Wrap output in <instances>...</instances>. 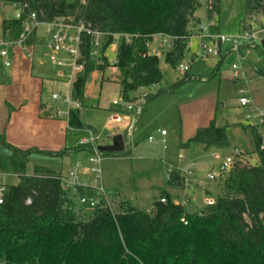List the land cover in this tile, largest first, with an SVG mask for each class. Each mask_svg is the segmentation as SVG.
<instances>
[{
    "label": "trees",
    "instance_id": "trees-1",
    "mask_svg": "<svg viewBox=\"0 0 264 264\" xmlns=\"http://www.w3.org/2000/svg\"><path fill=\"white\" fill-rule=\"evenodd\" d=\"M1 3L27 4L26 13L35 12L42 22L71 18L92 31L110 34L99 58L89 57L93 39L88 33L82 35L85 69L73 85V94L82 107L71 110L66 120L70 129L92 130L95 134L80 117L82 108L93 106L87 105L86 97L92 73L104 74L109 67L116 68L121 94L132 102L130 92L155 87L164 79L159 57L150 54L147 47L153 35L175 38L171 49L159 47L165 63L175 70L185 59L189 23L200 21L195 14L202 7L200 0H0ZM205 5L207 18L216 20L214 30L219 32L221 0H205ZM262 28L264 0H246L240 32ZM0 30L1 38L17 40L23 24L14 17L3 19ZM120 33L138 37L119 46L112 65L105 51L114 35ZM35 35L34 32L28 38L26 46L34 45ZM225 57L222 52L216 74ZM256 73L264 76V67H256ZM182 77L171 91L193 78L191 69ZM102 79L109 81L105 76ZM40 109L42 117L53 116L43 103ZM228 127L217 125L214 119L181 146L196 143L208 150L227 149L231 146ZM242 128L250 135L248 153L256 154L258 162L248 164L245 154L237 159L220 178L221 192L212 205L199 209L190 201L175 202L165 192L161 198L165 197L166 202L160 198L150 210L128 207L114 213L110 207L100 206L85 220H77L72 208L75 199L63 188L62 172L36 166L28 174L34 148H20L0 133V174L20 179L17 185H5L4 202L0 204V264H264V144L258 127ZM121 154L130 151L112 155ZM165 180L183 188L184 179L177 173Z\"/></svg>",
    "mask_w": 264,
    "mask_h": 264
},
{
    "label": "rangeland",
    "instance_id": "rangeland-1",
    "mask_svg": "<svg viewBox=\"0 0 264 264\" xmlns=\"http://www.w3.org/2000/svg\"><path fill=\"white\" fill-rule=\"evenodd\" d=\"M200 1L202 7L195 14L199 19L206 15L205 0ZM245 8L246 0H221V11L217 17L221 34L234 35L241 31L240 20L244 16ZM14 15L15 9L12 4H0V25L3 19L13 18ZM36 35L38 42L34 47L21 45L11 47L10 60L13 65L11 69L4 68V60L0 59V96L4 103L1 108L8 110L11 106L12 110L9 113L17 115L22 99L23 102H27L26 112L30 113L32 105L35 104L33 113L37 115L38 112L39 118L43 120V124L37 129H31L33 133L37 132V139L34 140L36 143L24 147L34 148L29 158L27 173L32 174L36 166H45L66 173L76 164L75 153L80 154L79 162L87 165L85 162L89 159V151L77 148L79 141L87 136V130L70 129L66 121L67 107L60 102H52L51 94L67 91L68 83L57 78L61 68L52 64L50 60L51 50L47 45L43 25L39 27ZM192 43L196 45L197 40H193ZM260 43L258 47H261ZM155 44L154 41L150 51ZM118 46L119 40L111 44L105 53L112 65L117 59ZM160 58V68L164 74L162 82L155 87L129 93L135 106L145 104L143 116L135 127L133 126L132 134L129 135L130 147L129 149L126 147L127 150H131L130 154L104 156L103 185L107 191L118 192L123 201L138 209L148 210L165 192L171 194L178 202L187 197L197 208L203 209L210 200L215 201L221 192L219 188L221 180L207 178L209 172L217 170L212 152L218 149L199 150L196 156L200 157L203 154L202 159L197 161L196 157L193 164L189 158L199 144L192 143L189 148H185L181 143H186L195 130L208 126L214 119L217 125L246 124L244 111L239 104L240 97H249L253 100L254 106L258 104L257 106L264 108V76L256 73V67H264V57L259 55L256 48L252 49L251 54L245 59L230 53L224 58L217 74L215 71L217 59L198 61L192 66V74L197 79L186 81L172 91L170 90L172 86L183 77L175 72L171 65L165 63L164 55L159 56ZM233 64L241 67V75L238 78L234 76ZM115 70L117 69L109 67L104 72L103 77L110 81L103 80L101 73L99 76L91 75L86 89L87 105L94 106L81 110V119L97 128L99 145L104 141L108 142L109 138L113 137L112 130L117 128L108 123L109 117L114 115L113 110L118 108L113 104V100L122 95L120 84L112 81L119 77L118 70ZM160 91L161 93L157 95ZM41 103H46L48 110H53V116L48 118L41 116L39 111ZM61 113L64 115H58ZM126 114L132 116L136 112H126L124 115ZM162 130L169 134L164 139L160 136ZM239 130L240 134L235 135L233 129H229L232 144L240 146L246 155V162L254 165L258 159L256 155L248 153L251 151L249 134L238 127L237 131ZM123 134L128 138L126 131H123ZM150 137L153 141H149ZM161 140L166 141V147ZM180 154L185 156L183 162H179ZM169 162L180 164L182 167H192L193 185L198 182L200 186L184 189L170 185L165 180L166 163ZM19 182V177L15 175L0 174L1 185H17ZM208 189L211 191L207 192ZM72 206L77 220L93 216L94 211L91 209H81L75 204ZM112 210L117 213L125 209L119 204H114Z\"/></svg>",
    "mask_w": 264,
    "mask_h": 264
},
{
    "label": "built area",
    "instance_id": "built-area-1",
    "mask_svg": "<svg viewBox=\"0 0 264 264\" xmlns=\"http://www.w3.org/2000/svg\"><path fill=\"white\" fill-rule=\"evenodd\" d=\"M15 9L14 18L19 20L23 24V31L17 40L1 39L0 40V59L4 60V66L6 68L11 67L12 62L10 60V49L15 45L26 46V41L35 32L37 34L40 26L45 28V35L47 37V45L51 50L50 60L52 64L60 67L61 69L57 73V78L61 81L68 83V90L65 92H54L51 94L52 102H60L63 106L67 107L66 114L67 119L70 116L71 110L80 109L82 103L76 99L73 94V85L80 73L85 69L84 55L82 53V35L88 33L92 36L93 45L89 52L90 58H99V53L103 43L109 33L92 31L84 24H75L71 18H60L51 22H42L38 20L37 14L33 11L28 13L27 4H12ZM216 26L215 19H208L207 15L201 18L199 22L191 21L189 23V34L186 37V55L189 58L181 61L175 68V72L183 76L190 71L192 65L196 61H208L211 59H219L222 52L230 50L234 52L238 57L245 59L251 50L258 48V42L264 34V28L253 29L248 31H242L234 35L221 34L216 32L214 27ZM114 41L112 44L119 40V46L124 42L130 44L133 38L138 35L132 34H116L114 35ZM153 41H150L147 45L150 54L157 57L163 55V51L159 48L171 49L174 42V37L164 34L153 35ZM193 40H197V44L194 45ZM156 42L152 51V43ZM118 46V47H119ZM102 51V50H101ZM118 51V50H117ZM106 53V51H105ZM63 68V69H62ZM234 70V76L236 78L241 75V67L237 64L232 66ZM66 69V70H64ZM113 104L118 106L121 111L140 113V106H135L132 102L127 101L123 95L118 96L113 100ZM239 104L244 111V119L246 124L252 127H258L264 144V108H259L253 105L251 98L243 96L239 99ZM58 115H64L63 113ZM124 121L123 114L114 112L108 119L109 125H114ZM132 130L130 126L129 131ZM162 136H166L165 130L161 131ZM153 141V138H149ZM165 147L166 141L163 140ZM78 146L85 148L89 151L88 165L83 167L81 162H76L74 168L70 169L66 173H62L60 180L62 181L64 190L70 195V197L77 200V202L84 209L95 210L100 206H107L111 208L108 200L107 191L103 185V170L102 162L104 159L103 152L99 150L98 137L92 130H87V136L82 138ZM244 151L240 147H233L228 152L221 150H215L212 152V158L217 165V170H212L207 174L209 180H217L223 178L233 167L235 161L241 158ZM179 162L185 160V156L180 154ZM173 173L179 174L183 177V188H194L192 178L194 172L192 167H182L176 163H166V179H169ZM7 190L5 185H0V204L4 202V194ZM161 202H166V198L160 199ZM189 199L184 198L181 204H187ZM213 200L208 202V205H212ZM112 209V208H111ZM149 210V209H148Z\"/></svg>",
    "mask_w": 264,
    "mask_h": 264
},
{
    "label": "crops",
    "instance_id": "crops-1",
    "mask_svg": "<svg viewBox=\"0 0 264 264\" xmlns=\"http://www.w3.org/2000/svg\"><path fill=\"white\" fill-rule=\"evenodd\" d=\"M219 32H220V28H219ZM38 33V32H37ZM36 37H35V43H34V45L35 44H37V42H38V38H37V35H35ZM264 40V35H262V37H261V39H260V41L259 42H261L260 43V45H261V47L260 48H262V41ZM258 42V43H259ZM34 45H32L31 47H34ZM259 49V48H258ZM259 51V50H258ZM225 53H226V56L228 55V54H230V53H234V52H232V51H230V50H226L225 51ZM259 55H261V56H263L264 57V54H262L260 51H259ZM185 57H186V59H188L189 58V56H188V54L187 55H185ZM160 60H161V58H160ZM218 60V59H217ZM196 62H198V61H196ZM196 62H194L193 63V65L196 63ZM217 62V61H216ZM217 64V63H216ZM192 65V66H193ZM13 67V65H11V67H9V68H6L5 66H4V68H6V69H11ZM110 68H114V67H110ZM215 68H216V66H215ZM114 69H116V68H114ZM115 71H117V70H115ZM192 71H193V69L191 68V75L193 76V78L192 79H197V78H195L194 77V74H192ZM93 74H96L97 76H99V72L98 71H95V72H93L92 73V75ZM117 74H118V76H119V72H117ZM12 76H14L13 74H11ZM102 76L104 75V74H101ZM191 79V80H192ZM110 81V80H109ZM112 81H114V82H116L117 83V81H118V78H116V79H114V80H112ZM188 81H190V80H188ZM93 84V83H92ZM1 88V87H0ZM120 91H121V89H120ZM86 97H88V95H87V90H86ZM1 99H2V96H0V133H5V135H6V137H7V139L11 142V143H13V144H15V145H17L18 147H20V148H24L25 146H27V145H32L33 143H36V142H34V140H35V138L37 139V132H35V133H33L32 131H31V129H37L38 128V126H40V125H42L43 123H42V121L43 120H41L39 117H40V115H38V112H37V115H34V113H33V109H35V104L34 105H32V109H31V112L29 113V112H26V110H27V107H25L26 106V104H27V102H23V100L22 99H20V107H19V110H18V114L17 115H11L10 113H9V108L11 107V106H9L8 107V110L7 109H2L1 108V106L2 105H4V103H2V101H1ZM3 99H5V98H3ZM52 100V99H51ZM140 101V99L138 100V102ZM137 102V103H138ZM5 104H6V106H7V102H5ZM42 104V103H41ZM41 104H40V106H41ZM44 104V103H43ZM45 105V109H46V111H51L52 113H53V110L52 109H50V110H48L49 109V107L47 106V104L45 103L44 104ZM258 105V104H257ZM256 105V107H259V106H257ZM94 106V105H93ZM98 106V105H97ZM137 106H140L141 107V104H139V105H137ZM93 108V107H92ZM94 108H96V107H94ZM97 108H99V107H97ZM260 108V107H259ZM84 108H82L81 110H83ZM7 111H8V114H7ZM39 111L41 112V113H43V111L39 108ZM114 112H121L122 114H123V118H124V121H122L121 123H117V124H114V126L113 127H117V128H114L113 130H112V135H113V137H117V136H120V135H122L123 136V138H124V142H125V146H128V149H129V147H130V144H129V141H128V139H129V135L130 134H132V130H133V126L135 127V124L138 122V120H140V118L143 116L142 115V113H143V111L141 112V113H136L135 115H127V114H129V113H127L126 115H124L126 112L125 111H121L120 109H119V107L117 108V109H115V110H113ZM166 116H168V115H166ZM46 118V117H45ZM82 120V119H81ZM83 121V120H82ZM84 122V121H83ZM84 123H86V122H84ZM86 124H88V123H86ZM88 125H90V124H88ZM113 125V124H112ZM223 125H228L229 127H228V132H229V129L230 128H232L233 129V131H234V134L235 135H239L240 134V130L239 131H237V129H238V127L241 129V130H243V128H242V125H247V124H243V123H238V124H236V125H233V124H230V123H225V124H223ZM223 125H220L219 124V126H223ZM95 131H96V133H97V128H95L93 125H90ZM130 126H132V130H130L129 131V128H130ZM112 127V126H111ZM202 128V127H201ZM200 129V128H199ZM123 131H126L127 133H128V138L126 137V136H124L125 134H123ZM163 131V130H162ZM244 131V130H243ZM196 132H197V130H195V132H194V134H191V136L189 137V139H191L195 134H196ZM160 134H161V132H160ZM169 134L167 133V135L166 136H168ZM161 136V138L162 139H164L166 136H162V135H160ZM229 136H230V132H229ZM113 137H110L109 139L110 140H108V142L106 141H104V143H102V144H100L99 146H108V145H112V143H113ZM249 137H250V135H249ZM150 141V140H149ZM162 141V140H161ZM181 141H183L182 139H181ZM230 141H231V139H230ZM163 142V141H162ZM184 142V141H183ZM105 143H107V144H105ZM190 146H188L187 148H189ZM233 147H238L237 145H235L234 146V144H232V141H231V146L229 147V148H227V149H222L221 151H223V152H228V151H230ZM240 147V146H239ZM24 149H26V148H24ZM126 149H127V147H126ZM199 150H208V149H205L202 145H199V147H196V149L194 150V152L192 153L193 155L189 158L190 159V162L191 163H193V164H195V159H196V157H198L197 158V161H199V160H201L202 159V156H203V154L199 157V156H196V154H197V152L199 153ZM209 150H212L213 151V149H209ZM129 151V150H128ZM130 152H131V150H130ZM254 155H256V154H254ZM80 156V154L79 153H75V157H76V162H79V160H78V157ZM257 157V156H256ZM186 158H188V156H186ZM88 160V159H87ZM86 160V162H85V164H87L88 165V161ZM75 162V163H76ZM215 163V162H214ZM87 165H83V167L84 168H86L87 167ZM215 166H216V164H215ZM192 182H193V180H192ZM194 183V182H193ZM196 186H200V183H198V182H196V184H195V187ZM220 186V185H219ZM181 188V187H180ZM220 188V187H219ZM106 189V188H105ZM106 191H107V189H106ZM207 192H210L211 190H206ZM168 193V192H167ZM170 196H171V194H169ZM107 196H108V200H109V202H110V205H111V208H112V206L114 205V204H119L120 206H121V208L122 209H126V208H128V207H132V208H135L134 206H130L129 204H127L125 201H123L122 200V198H121V195L118 193V192H112L111 190H108L107 191ZM161 198V197H160ZM175 202H178V201H176L173 197H171ZM73 204H75L78 208L80 207L81 209L83 208L78 202H77V200H74V202H73ZM191 204H193L194 205V203H192L191 202ZM152 207H150V208H148L149 210L151 209ZM135 209H138V208H135ZM121 212V211H120Z\"/></svg>",
    "mask_w": 264,
    "mask_h": 264
},
{
    "label": "water",
    "instance_id": "water-1",
    "mask_svg": "<svg viewBox=\"0 0 264 264\" xmlns=\"http://www.w3.org/2000/svg\"><path fill=\"white\" fill-rule=\"evenodd\" d=\"M262 49L264 50V40L262 41ZM125 149L126 146L122 135L114 137L112 145L99 146V150L107 154H120Z\"/></svg>",
    "mask_w": 264,
    "mask_h": 264
}]
</instances>
